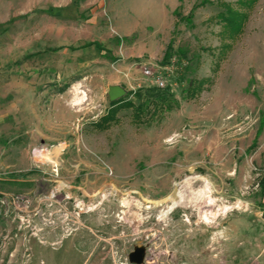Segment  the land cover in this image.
<instances>
[{
    "label": "rangeland",
    "instance_id": "1",
    "mask_svg": "<svg viewBox=\"0 0 264 264\" xmlns=\"http://www.w3.org/2000/svg\"><path fill=\"white\" fill-rule=\"evenodd\" d=\"M236 1H9L0 264H264V0L229 41Z\"/></svg>",
    "mask_w": 264,
    "mask_h": 264
},
{
    "label": "trees",
    "instance_id": "2",
    "mask_svg": "<svg viewBox=\"0 0 264 264\" xmlns=\"http://www.w3.org/2000/svg\"><path fill=\"white\" fill-rule=\"evenodd\" d=\"M257 2L258 0H237L236 7H233L229 3L222 2L219 4L222 10L218 12L216 18L222 27L221 34L224 35L223 37L226 40L233 41L240 36L243 26L249 18L250 11ZM222 47L223 49H229L230 44L224 43ZM193 93L194 90H192V95ZM110 104L112 108L108 111L106 116L101 119L100 124H97V128L99 129H105L106 124L113 120L115 114L125 105L123 100L110 102ZM128 105L130 106V104Z\"/></svg>",
    "mask_w": 264,
    "mask_h": 264
},
{
    "label": "water",
    "instance_id": "3",
    "mask_svg": "<svg viewBox=\"0 0 264 264\" xmlns=\"http://www.w3.org/2000/svg\"><path fill=\"white\" fill-rule=\"evenodd\" d=\"M126 94V91L117 85L109 86L107 91V96L110 102H114L121 99ZM145 247L144 246H134L133 251L130 253L131 259L142 260L144 258Z\"/></svg>",
    "mask_w": 264,
    "mask_h": 264
},
{
    "label": "crops",
    "instance_id": "4",
    "mask_svg": "<svg viewBox=\"0 0 264 264\" xmlns=\"http://www.w3.org/2000/svg\"><path fill=\"white\" fill-rule=\"evenodd\" d=\"M9 1L10 0H0V35H1V33H2V30H3V26H5V25H7V23H5L4 21H3V16H4V12H5V10L7 9V7H8V4H10L9 3ZM13 1V0H12ZM15 2V1H14ZM23 3L21 2V4H18V5H16V15H15V17H16V19L18 20V18H20L21 17V15H19V14H23L24 13V8H23V6H19V5H22ZM0 38H1V36H0Z\"/></svg>",
    "mask_w": 264,
    "mask_h": 264
},
{
    "label": "bare ground",
    "instance_id": "5",
    "mask_svg": "<svg viewBox=\"0 0 264 264\" xmlns=\"http://www.w3.org/2000/svg\"><path fill=\"white\" fill-rule=\"evenodd\" d=\"M80 101V98H76V104H78V102ZM80 104V103H79ZM184 197L182 196V194H177L172 201V205L170 206L169 210L167 211V213L172 210L174 207H176L177 205H179L182 201H183Z\"/></svg>",
    "mask_w": 264,
    "mask_h": 264
},
{
    "label": "built area",
    "instance_id": "6",
    "mask_svg": "<svg viewBox=\"0 0 264 264\" xmlns=\"http://www.w3.org/2000/svg\"><path fill=\"white\" fill-rule=\"evenodd\" d=\"M156 84H157V86H159V87H162V86H163L162 81H160L159 79L156 80Z\"/></svg>",
    "mask_w": 264,
    "mask_h": 264
}]
</instances>
